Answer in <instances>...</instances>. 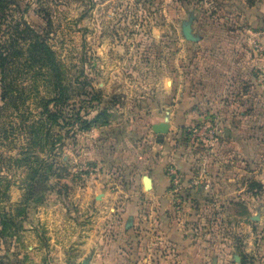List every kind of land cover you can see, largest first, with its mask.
I'll return each instance as SVG.
<instances>
[{
    "label": "rangeland",
    "instance_id": "1",
    "mask_svg": "<svg viewBox=\"0 0 264 264\" xmlns=\"http://www.w3.org/2000/svg\"><path fill=\"white\" fill-rule=\"evenodd\" d=\"M3 11L0 46H13L10 77L20 90L0 112V264L54 262L45 247L75 230L81 210L63 189L76 172L116 168L88 160L92 146L126 144L150 86L186 72L202 51L189 41L211 24L229 26L248 59L240 60L235 120L228 135L220 130L219 156L204 163L217 187L194 230L209 264H264V0H8ZM33 31L51 54L30 51ZM1 96L0 81L3 105ZM41 183L47 191L32 195ZM168 243L155 242L140 264L180 263Z\"/></svg>",
    "mask_w": 264,
    "mask_h": 264
},
{
    "label": "crops",
    "instance_id": "2",
    "mask_svg": "<svg viewBox=\"0 0 264 264\" xmlns=\"http://www.w3.org/2000/svg\"><path fill=\"white\" fill-rule=\"evenodd\" d=\"M203 27L208 34L188 43L202 51L191 58L194 63L188 62L186 72H170L150 86L141 113L127 123L129 138L121 137L126 144L106 143L104 147L96 141L92 146L88 160L97 161L99 167L113 163L116 168L76 172L73 187L63 189L74 193L76 209L81 210L75 230L52 235L45 247L54 256L51 264H83L85 260L89 264H140L155 242L174 245L181 260L178 264H209L211 251L194 227L201 221L197 209L204 206L205 195L217 187L212 181L216 173L206 171L199 179L198 169L219 156L222 141L210 154L203 145V149L191 146L183 130L204 127L209 121L217 122L223 131L232 125L238 87L245 77L240 60L248 57H240L229 26ZM161 123L167 125V132L154 130ZM137 138L140 141L135 143ZM170 166L178 169L185 187L179 211L171 192ZM244 190L243 185L239 192ZM114 209L118 212L112 215Z\"/></svg>",
    "mask_w": 264,
    "mask_h": 264
},
{
    "label": "trees",
    "instance_id": "3",
    "mask_svg": "<svg viewBox=\"0 0 264 264\" xmlns=\"http://www.w3.org/2000/svg\"><path fill=\"white\" fill-rule=\"evenodd\" d=\"M8 0H0V13L4 10V7L7 6ZM4 12V11H3ZM31 36V43L32 46L30 51L33 52H47L51 54V50L49 45L43 40L41 37V34H39L36 31H33ZM13 46H0V81L2 83V100L4 101L3 105H0V112L5 109L11 102L12 97L15 96V91L20 90L18 85H14L11 75V64L14 61L13 58ZM35 50V51H34ZM52 115V114H51ZM44 191H47V187L44 183L40 184V188H35L34 191H31L32 195H37L39 193H42Z\"/></svg>",
    "mask_w": 264,
    "mask_h": 264
},
{
    "label": "built area",
    "instance_id": "4",
    "mask_svg": "<svg viewBox=\"0 0 264 264\" xmlns=\"http://www.w3.org/2000/svg\"><path fill=\"white\" fill-rule=\"evenodd\" d=\"M221 129L219 128V125L217 122H209L205 124L204 127H195L190 130L189 132V144L191 146H197L199 143H201L203 146H205L210 154L214 153L215 147L217 146L220 137H221ZM188 135V133H187ZM199 170V176L198 178L201 179L202 177L204 178L206 175V166L203 164L200 166ZM168 172L170 176L172 177V189L171 192L176 198L177 204L181 205L182 200H183V195L181 194L182 186H183V179L182 175L176 169L175 166H170L168 169ZM114 213L118 212L117 210L114 209ZM167 253L170 255V257L176 256L175 250L173 247L169 246L166 247ZM173 264H178V261L174 262Z\"/></svg>",
    "mask_w": 264,
    "mask_h": 264
},
{
    "label": "water",
    "instance_id": "5",
    "mask_svg": "<svg viewBox=\"0 0 264 264\" xmlns=\"http://www.w3.org/2000/svg\"><path fill=\"white\" fill-rule=\"evenodd\" d=\"M186 30H187V32H189V31H190V27L187 26V27H186ZM190 37H191V36H190ZM154 130H155L157 133H165V132L168 131V127H167V125H166L165 123H161V124L156 125V126L154 127ZM225 134H226V135L229 134V130H228V129L225 130ZM83 264H89V262H88L87 260H85V261L83 262Z\"/></svg>",
    "mask_w": 264,
    "mask_h": 264
}]
</instances>
